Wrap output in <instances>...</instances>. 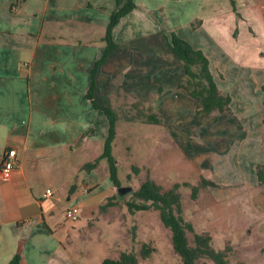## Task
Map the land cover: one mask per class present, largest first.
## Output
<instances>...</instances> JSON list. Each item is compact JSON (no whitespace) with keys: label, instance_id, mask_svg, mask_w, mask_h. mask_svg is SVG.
Instances as JSON below:
<instances>
[{"label":"crops","instance_id":"1","mask_svg":"<svg viewBox=\"0 0 264 264\" xmlns=\"http://www.w3.org/2000/svg\"><path fill=\"white\" fill-rule=\"evenodd\" d=\"M15 1L0 0V157L9 146L17 151L7 175L0 166V264L16 252L21 264H102L105 257H117L98 255L90 262L96 244L110 249L107 242L98 238L89 247L77 240L92 230L84 218L94 215L102 201L95 198L100 181L93 175L102 166L100 159L91 168L84 164L102 152L108 130V118L94 107L88 87L104 49L109 15L125 0ZM135 2L112 29L117 46L97 67L93 98L117 109V120L118 95L126 98L127 108L133 102L147 104L168 124L159 129L161 143H168L169 124L180 119V92L195 99L177 86L183 67L163 30L180 36V23L219 21L235 11L234 5L232 0ZM241 2L235 0L236 7ZM211 31L210 38L217 39ZM173 99L179 103L177 113L168 108ZM126 116L129 122L137 120L134 114ZM124 148L129 153L130 143ZM103 176L107 180L108 174ZM107 182L112 196H118L111 178ZM73 204L79 217L71 221L64 210Z\"/></svg>","mask_w":264,"mask_h":264},{"label":"rangeland","instance_id":"2","mask_svg":"<svg viewBox=\"0 0 264 264\" xmlns=\"http://www.w3.org/2000/svg\"><path fill=\"white\" fill-rule=\"evenodd\" d=\"M234 6L235 11L229 17L219 21L209 19L201 25V19H192L186 24L180 23L178 30L180 38L201 48L207 55L218 87L230 96L229 109L216 111L212 119L202 120L196 114L195 101H190L189 96L183 98L180 92V119L173 121L180 128L169 124V142L161 143L159 129L165 130L168 125L164 124V119L161 121L157 114L158 122L145 121L138 111H149L147 104L133 102L129 109L123 103L126 98L117 96L122 103L118 107V133L112 141V149H116L120 160L121 185H131L132 190L122 196H112L108 189L107 166L104 170L107 160L101 158L102 166L93 175L100 181L95 198L102 201L94 215L84 218L83 223H89L92 230H87L77 240L82 246L88 243L91 247L101 238L111 247L104 249L103 243L96 244V254L90 262H96L98 255L118 256L120 251L128 250L135 252L138 264H182L173 248L171 232L160 220L158 210L148 208L130 212L127 208L126 200L141 180L150 176V170L154 180L164 188L174 182L180 183L183 217L196 231L208 232L214 248L224 250L230 262L264 264V182L258 180L256 173L257 166L264 164L261 88L264 81V0H242L239 7L234 0ZM208 28H213L211 36L217 32V39L210 38ZM163 31L169 40L171 31ZM168 106L177 113L179 103L176 99ZM129 113L137 120H126ZM104 117L107 121L105 114ZM125 128L130 131L125 132ZM152 131L159 135L155 137ZM105 136L101 137L103 142ZM153 141L161 144L154 145ZM125 143H130L129 153L123 152ZM132 166H136L137 171ZM105 173L107 180L103 176ZM202 176L214 184L203 183ZM196 185L194 197L192 190ZM192 233L188 231L190 242ZM143 245L147 250L145 255L140 251ZM199 264L216 263L202 256Z\"/></svg>","mask_w":264,"mask_h":264},{"label":"trees","instance_id":"3","mask_svg":"<svg viewBox=\"0 0 264 264\" xmlns=\"http://www.w3.org/2000/svg\"><path fill=\"white\" fill-rule=\"evenodd\" d=\"M23 0H16L15 4ZM234 5V0H232ZM136 6L135 0H125L118 5L109 15L104 35V49L102 54L95 59L91 70V79L88 87V96L92 100L94 107L102 109L108 118V130L104 139L102 152L93 160L84 164L85 167L95 166L99 159L106 158L109 176L115 186L121 185L118 176V167L116 158L112 151V141L116 136V120L118 117L117 109L111 105L100 106L93 98L95 87V74L97 67L109 52L117 46L112 37V29L119 19L127 14ZM235 9V6H234ZM165 35V32H163ZM166 36V35H165ZM167 37V36H166ZM169 46L176 53L180 60L183 73L177 79L178 86L184 88L196 101V112L200 119H212L216 111L223 112L229 109L230 96L223 93L218 87L214 76L209 67V59L201 48H196L187 40L180 38L175 32H170ZM264 73V69H263ZM263 90L264 105V81L261 84ZM142 111V112H139ZM139 117L145 121L158 122L156 114L152 111L139 110ZM264 122V111L262 114ZM137 171L136 166H132ZM258 180L264 182V164L258 165L256 169ZM203 183H212L205 177L201 178ZM179 182H174L172 186L164 188L149 175L141 180L137 189L126 200L127 208L130 212L135 210L155 208L159 212L162 223L169 228L171 232V241L174 250L180 255L182 264H199L202 256L212 258L216 264H246L244 261L230 262L226 252L221 249H215L211 242V236L208 232L196 231L193 224L182 215V200L179 191ZM198 186H194L192 196H196ZM118 196L123 194L117 193ZM188 231L193 232L192 242L188 236ZM141 249V254L147 253L146 248ZM21 255L16 252L5 264H21ZM137 255L133 251L122 250L117 257H105L102 264H137Z\"/></svg>","mask_w":264,"mask_h":264},{"label":"built area","instance_id":"4","mask_svg":"<svg viewBox=\"0 0 264 264\" xmlns=\"http://www.w3.org/2000/svg\"><path fill=\"white\" fill-rule=\"evenodd\" d=\"M16 148L13 146L7 147L2 156L0 157V166L4 175L8 174V171L14 166L16 162ZM47 193H51V188H46ZM64 217L68 220H75L79 217V208L73 204L65 208Z\"/></svg>","mask_w":264,"mask_h":264},{"label":"water","instance_id":"5","mask_svg":"<svg viewBox=\"0 0 264 264\" xmlns=\"http://www.w3.org/2000/svg\"><path fill=\"white\" fill-rule=\"evenodd\" d=\"M117 190H118L119 193L124 194V193H126L128 191H131L132 190V186L131 185H119L117 187Z\"/></svg>","mask_w":264,"mask_h":264}]
</instances>
